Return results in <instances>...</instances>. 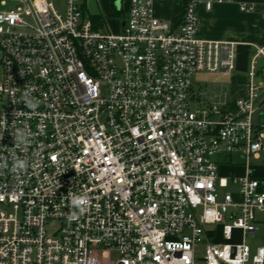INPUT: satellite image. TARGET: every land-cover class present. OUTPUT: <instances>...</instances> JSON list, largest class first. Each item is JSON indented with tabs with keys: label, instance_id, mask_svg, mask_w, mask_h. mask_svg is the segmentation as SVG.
Segmentation results:
<instances>
[{
	"label": "built area",
	"instance_id": "built-area-1",
	"mask_svg": "<svg viewBox=\"0 0 264 264\" xmlns=\"http://www.w3.org/2000/svg\"><path fill=\"white\" fill-rule=\"evenodd\" d=\"M172 1L130 0L115 34L81 0L63 14L0 0L15 3L0 11V264H264L246 242L264 212L251 174L264 159V48L234 112L202 101L195 77L234 72L239 43L203 38L194 0H180V25L158 18L154 5ZM84 194L81 214L71 200Z\"/></svg>",
	"mask_w": 264,
	"mask_h": 264
},
{
	"label": "crops",
	"instance_id": "crops-1",
	"mask_svg": "<svg viewBox=\"0 0 264 264\" xmlns=\"http://www.w3.org/2000/svg\"><path fill=\"white\" fill-rule=\"evenodd\" d=\"M82 1V0H81ZM198 3L200 34L213 41L239 43L237 49L236 69L230 74L201 73L195 77V84L201 100L215 104L234 112L236 101L248 95V71L252 57L257 48H264V0H194ZM121 3V8L117 6ZM130 0H83V10L92 19L94 29L104 32L120 33L122 24L128 18ZM212 2L213 9L206 10V3ZM252 6L251 12H242L240 6ZM15 3L9 2L0 11L11 9ZM154 11L158 18L168 19L180 25L184 15V3L180 0L157 2ZM208 75L210 79H201ZM208 88L210 90H208ZM259 103V111L255 116L256 123H264V104ZM264 157V156H263ZM235 160V159H234ZM252 177L264 182V159L252 161ZM225 174L235 173L239 177L247 175L243 166L225 165ZM224 174V173H223ZM258 232L247 237L246 242L255 250L264 247V212L257 213Z\"/></svg>",
	"mask_w": 264,
	"mask_h": 264
},
{
	"label": "clouds",
	"instance_id": "clouds-1",
	"mask_svg": "<svg viewBox=\"0 0 264 264\" xmlns=\"http://www.w3.org/2000/svg\"><path fill=\"white\" fill-rule=\"evenodd\" d=\"M27 106L30 108H35L36 104H34L31 101L27 100ZM17 140L20 141V136L17 135ZM26 167L25 161H15L13 164V171H16L17 169H24ZM71 203L74 207L78 208L80 213L83 214L84 212L87 211V205L89 203L88 197L86 194L84 195H79V196H73ZM75 216V213L73 214Z\"/></svg>",
	"mask_w": 264,
	"mask_h": 264
},
{
	"label": "rangeland",
	"instance_id": "rangeland-1",
	"mask_svg": "<svg viewBox=\"0 0 264 264\" xmlns=\"http://www.w3.org/2000/svg\"><path fill=\"white\" fill-rule=\"evenodd\" d=\"M52 2L54 4L55 8L59 11V13L63 14L64 13V7L63 6H65V0H52ZM1 56H2V52L0 50V59H1ZM0 64H1V62H0ZM1 77H2V66L0 65V80H1ZM200 78L201 79H210V77L208 75H202V76H200ZM208 90H210V89L208 88ZM1 103H2V100L0 99V104ZM226 170H227L226 168H222L221 169V174H223V173L225 174ZM115 257H116V255L112 254V258L111 259H113ZM109 262H112V261H109Z\"/></svg>",
	"mask_w": 264,
	"mask_h": 264
},
{
	"label": "water",
	"instance_id": "water-1",
	"mask_svg": "<svg viewBox=\"0 0 264 264\" xmlns=\"http://www.w3.org/2000/svg\"><path fill=\"white\" fill-rule=\"evenodd\" d=\"M117 6H118L119 8H121V3H120V2H118ZM124 27H125V22H123V24H122V28H124ZM262 104H264V101H263V103H262Z\"/></svg>",
	"mask_w": 264,
	"mask_h": 264
}]
</instances>
